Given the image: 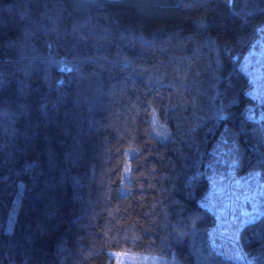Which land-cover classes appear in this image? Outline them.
Listing matches in <instances>:
<instances>
[{
  "label": "trees",
  "instance_id": "16d2710c",
  "mask_svg": "<svg viewBox=\"0 0 264 264\" xmlns=\"http://www.w3.org/2000/svg\"><path fill=\"white\" fill-rule=\"evenodd\" d=\"M264 0H0V264H264L211 245L216 167L264 181L240 63Z\"/></svg>",
  "mask_w": 264,
  "mask_h": 264
},
{
  "label": "rangeland",
  "instance_id": "374dc122",
  "mask_svg": "<svg viewBox=\"0 0 264 264\" xmlns=\"http://www.w3.org/2000/svg\"><path fill=\"white\" fill-rule=\"evenodd\" d=\"M89 1V0H80ZM240 63V70L252 84L250 96L258 110L250 117L264 120V27ZM216 167L210 176V189L204 205L215 214L216 226L210 231L211 245L225 257L248 262L239 233L241 228L264 215V181L258 173L236 176L231 163ZM115 264H177L174 259L142 253L116 252Z\"/></svg>",
  "mask_w": 264,
  "mask_h": 264
}]
</instances>
